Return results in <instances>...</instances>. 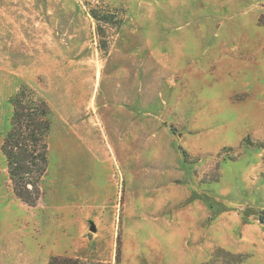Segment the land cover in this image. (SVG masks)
Here are the masks:
<instances>
[{"label": "rangeland", "instance_id": "rangeland-1", "mask_svg": "<svg viewBox=\"0 0 264 264\" xmlns=\"http://www.w3.org/2000/svg\"><path fill=\"white\" fill-rule=\"evenodd\" d=\"M22 88L35 206L1 149ZM52 257L264 264V0H0V264Z\"/></svg>", "mask_w": 264, "mask_h": 264}, {"label": "trees", "instance_id": "trees-1", "mask_svg": "<svg viewBox=\"0 0 264 264\" xmlns=\"http://www.w3.org/2000/svg\"><path fill=\"white\" fill-rule=\"evenodd\" d=\"M10 103L14 112L1 149L14 193L28 205L35 206L41 195L42 178L48 170L52 113L46 101L27 88L16 93ZM49 264L80 262L52 257Z\"/></svg>", "mask_w": 264, "mask_h": 264}, {"label": "water", "instance_id": "water-1", "mask_svg": "<svg viewBox=\"0 0 264 264\" xmlns=\"http://www.w3.org/2000/svg\"><path fill=\"white\" fill-rule=\"evenodd\" d=\"M91 230H92V231H95V227L93 226V227L91 228Z\"/></svg>", "mask_w": 264, "mask_h": 264}]
</instances>
